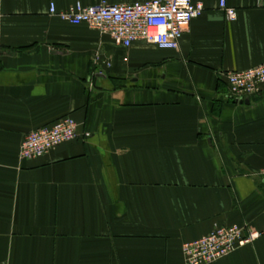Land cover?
<instances>
[{"label":"crops","instance_id":"crops-1","mask_svg":"<svg viewBox=\"0 0 264 264\" xmlns=\"http://www.w3.org/2000/svg\"><path fill=\"white\" fill-rule=\"evenodd\" d=\"M145 1L0 0V264H184L217 226L264 228V87L240 105L223 79L264 65V0H192L175 51L49 15ZM65 117L76 140L19 158ZM214 264H264V235Z\"/></svg>","mask_w":264,"mask_h":264},{"label":"built area","instance_id":"built-area-1","mask_svg":"<svg viewBox=\"0 0 264 264\" xmlns=\"http://www.w3.org/2000/svg\"><path fill=\"white\" fill-rule=\"evenodd\" d=\"M219 9L227 20H233L235 11L219 1ZM204 11L202 3L192 0H149L133 4L110 5L101 2L93 6L75 3L57 12L53 3L49 15L71 25L84 24L100 35L108 36L115 45L129 48L136 41H144L161 50L175 51L193 19ZM1 38V17H0ZM223 79L232 101L248 100L259 95L264 87V65L245 71L226 72ZM78 125L65 117L51 126L30 132L19 149L22 160L39 159L58 145L78 138ZM85 132L82 138H88ZM264 235L248 226H217L207 235L182 245L184 264H214L241 247Z\"/></svg>","mask_w":264,"mask_h":264},{"label":"water","instance_id":"water-1","mask_svg":"<svg viewBox=\"0 0 264 264\" xmlns=\"http://www.w3.org/2000/svg\"><path fill=\"white\" fill-rule=\"evenodd\" d=\"M233 103H237V104H244V105H248L249 104V100H238V101H234Z\"/></svg>","mask_w":264,"mask_h":264},{"label":"trees","instance_id":"trees-1","mask_svg":"<svg viewBox=\"0 0 264 264\" xmlns=\"http://www.w3.org/2000/svg\"><path fill=\"white\" fill-rule=\"evenodd\" d=\"M225 81V80H224ZM225 85H226V83H225ZM226 87H227V85H226Z\"/></svg>","mask_w":264,"mask_h":264}]
</instances>
